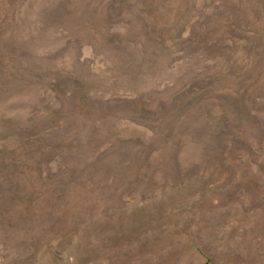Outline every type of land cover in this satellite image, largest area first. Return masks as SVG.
<instances>
[{"label": "rangeland", "instance_id": "obj_1", "mask_svg": "<svg viewBox=\"0 0 264 264\" xmlns=\"http://www.w3.org/2000/svg\"><path fill=\"white\" fill-rule=\"evenodd\" d=\"M0 264H264V0H0Z\"/></svg>", "mask_w": 264, "mask_h": 264}]
</instances>
